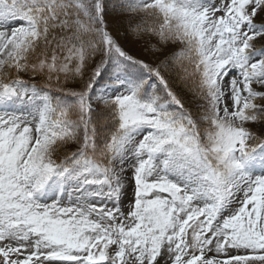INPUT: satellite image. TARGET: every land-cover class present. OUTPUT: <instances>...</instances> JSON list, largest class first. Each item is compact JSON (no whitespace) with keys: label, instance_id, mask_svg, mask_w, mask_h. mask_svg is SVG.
Wrapping results in <instances>:
<instances>
[{"label":"snow or ice","instance_id":"1","mask_svg":"<svg viewBox=\"0 0 264 264\" xmlns=\"http://www.w3.org/2000/svg\"><path fill=\"white\" fill-rule=\"evenodd\" d=\"M0 264H264V0H0Z\"/></svg>","mask_w":264,"mask_h":264},{"label":"rangeland","instance_id":"2","mask_svg":"<svg viewBox=\"0 0 264 264\" xmlns=\"http://www.w3.org/2000/svg\"><path fill=\"white\" fill-rule=\"evenodd\" d=\"M121 31H123V29H121ZM113 34L117 35L118 33L115 31V29H113ZM146 39V38H144ZM123 43V41H122ZM127 48L130 49H134L133 54L135 55H142L144 59L146 60H154V57L150 56L146 51H145V47L142 43H138L135 37H130L129 41L126 44ZM25 79H28V77H25ZM251 127V125H249ZM253 131H256L255 128H252Z\"/></svg>","mask_w":264,"mask_h":264}]
</instances>
